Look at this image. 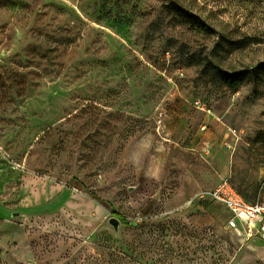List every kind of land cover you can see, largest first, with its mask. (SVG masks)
Segmentation results:
<instances>
[{"label": "rangeland", "instance_id": "374dc122", "mask_svg": "<svg viewBox=\"0 0 264 264\" xmlns=\"http://www.w3.org/2000/svg\"><path fill=\"white\" fill-rule=\"evenodd\" d=\"M263 177L264 0H0V264H264Z\"/></svg>", "mask_w": 264, "mask_h": 264}, {"label": "built area", "instance_id": "2783aa9c", "mask_svg": "<svg viewBox=\"0 0 264 264\" xmlns=\"http://www.w3.org/2000/svg\"><path fill=\"white\" fill-rule=\"evenodd\" d=\"M207 195L230 213L227 223L230 229L242 228L247 239L258 238L264 242V177L253 201L243 198L228 178H221Z\"/></svg>", "mask_w": 264, "mask_h": 264}, {"label": "trees", "instance_id": "16d2710c", "mask_svg": "<svg viewBox=\"0 0 264 264\" xmlns=\"http://www.w3.org/2000/svg\"><path fill=\"white\" fill-rule=\"evenodd\" d=\"M182 14H180L182 17H187L190 18L191 16L186 12L183 11L181 12ZM240 76V75H239ZM239 76H225L226 80L225 83L229 84L230 86H232L233 88H236L239 83L242 82V79ZM215 77H218L217 74L215 75ZM122 222H125V218L123 217H118Z\"/></svg>", "mask_w": 264, "mask_h": 264}, {"label": "crops", "instance_id": "0c3cea01", "mask_svg": "<svg viewBox=\"0 0 264 264\" xmlns=\"http://www.w3.org/2000/svg\"><path fill=\"white\" fill-rule=\"evenodd\" d=\"M240 229V228H238ZM242 229V228H241ZM243 230V229H242ZM263 242V241H262ZM19 253H16L14 256H18ZM15 258H9V260H5L9 264H15L16 262L14 261ZM4 264V262H2ZM26 263H31V262H26Z\"/></svg>", "mask_w": 264, "mask_h": 264}, {"label": "water", "instance_id": "95a60500", "mask_svg": "<svg viewBox=\"0 0 264 264\" xmlns=\"http://www.w3.org/2000/svg\"><path fill=\"white\" fill-rule=\"evenodd\" d=\"M115 223H116V221H115Z\"/></svg>", "mask_w": 264, "mask_h": 264}]
</instances>
